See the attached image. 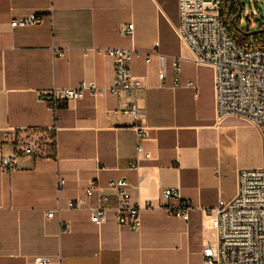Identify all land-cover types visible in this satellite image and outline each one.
<instances>
[{
    "label": "crops",
    "instance_id": "0c3cea01",
    "mask_svg": "<svg viewBox=\"0 0 264 264\" xmlns=\"http://www.w3.org/2000/svg\"><path fill=\"white\" fill-rule=\"evenodd\" d=\"M30 15L43 22L11 27ZM179 22V0H0V264L40 257L52 264H205L203 251L216 241L207 211L236 197L240 171L263 166V142L242 119L218 122L214 72L196 66L176 33ZM96 48L135 51L131 72L142 89L133 100L148 115L150 160L137 153L132 122L115 114L122 94L70 102L51 132L56 114L42 95L84 82L113 86V61L90 51ZM52 137L55 157L47 150ZM8 156L17 160L15 171L3 167ZM121 179L132 202L151 205L139 230L120 226L114 212L98 225L87 208L67 210L92 181L106 188ZM166 189L191 201L189 222L161 207ZM58 207L60 217L48 218Z\"/></svg>",
    "mask_w": 264,
    "mask_h": 264
},
{
    "label": "built area",
    "instance_id": "2783aa9c",
    "mask_svg": "<svg viewBox=\"0 0 264 264\" xmlns=\"http://www.w3.org/2000/svg\"><path fill=\"white\" fill-rule=\"evenodd\" d=\"M221 1L179 0L180 22L176 33L181 42L190 49L196 66L210 67L214 72L218 122L235 117L259 129L263 142V166L240 171L236 197L228 203L220 202L218 207L207 211L216 241L204 249L203 257L205 264H264V43L256 46L250 40L243 44L241 40L246 35L235 37L221 16ZM237 21L238 19H234V23ZM42 22V17L30 15L25 19L12 21L11 27L15 29L37 26ZM126 33L133 37L134 25H129ZM90 51L113 61V86L106 89L95 83L84 82L77 89H55L42 95L41 100L56 114V123L51 132L55 133L58 129V112L70 102L81 101L87 95L106 97L122 94L125 100L115 114L132 122L131 128L138 138L137 153L150 160L151 155L145 152L143 146L149 139L148 115L145 108L133 100L142 89L141 82L131 72L135 51L111 48ZM54 54L56 57H63L61 51H55ZM153 55H147L148 63ZM180 62V59L173 62L176 72L180 71ZM160 79H165L163 72L160 73ZM190 86L197 88L196 85ZM12 142L19 151L26 152L22 139L14 137ZM3 167L8 172L15 171L18 168L16 158L5 157ZM128 168L137 170L139 164L130 163ZM64 187L65 182L59 181L58 194ZM114 200L116 205L112 207ZM150 207L148 204L143 206L132 202L130 185L125 179H121L109 182L106 188L92 181L84 197L69 202L67 210L81 211L87 208L92 222L98 225L105 223L108 214L114 212L120 226L139 230L141 213ZM161 207L171 216L186 222L190 221L194 208L191 201L184 199L176 189L162 192ZM62 211L58 207L48 213V218L60 217ZM54 261L52 257H40L34 264H52Z\"/></svg>",
    "mask_w": 264,
    "mask_h": 264
},
{
    "label": "rangeland",
    "instance_id": "374dc122",
    "mask_svg": "<svg viewBox=\"0 0 264 264\" xmlns=\"http://www.w3.org/2000/svg\"><path fill=\"white\" fill-rule=\"evenodd\" d=\"M242 8L240 20L234 24L237 35L255 34L262 31L264 25V0H233ZM227 21V17L225 18ZM233 22V20H232ZM32 143L37 141L31 140Z\"/></svg>",
    "mask_w": 264,
    "mask_h": 264
},
{
    "label": "trees",
    "instance_id": "16d2710c",
    "mask_svg": "<svg viewBox=\"0 0 264 264\" xmlns=\"http://www.w3.org/2000/svg\"><path fill=\"white\" fill-rule=\"evenodd\" d=\"M221 5H222V8H221V16L222 18H226L227 17V24L229 25L230 27V31L231 33L237 37V34L235 32V28H234V19L237 17V15L239 14L240 12V8H239V5H237V3L233 0H222L221 1ZM226 20V19H225ZM233 20V22H232ZM240 20V18H239ZM250 40H253L254 41V45H261L262 42L264 43V31L260 32V33H256V34H253V35H250V34H247L242 40L241 42L243 44H247L248 41ZM52 143L51 145H48L47 146V150L49 152V155L51 157H55L56 156V143H55V138L52 137ZM17 155L19 157H22L23 154H21L20 152H17Z\"/></svg>",
    "mask_w": 264,
    "mask_h": 264
},
{
    "label": "water",
    "instance_id": "95a60500",
    "mask_svg": "<svg viewBox=\"0 0 264 264\" xmlns=\"http://www.w3.org/2000/svg\"><path fill=\"white\" fill-rule=\"evenodd\" d=\"M207 2H210L211 0H206ZM242 8H240V12H239V14L237 15V17L235 18V21L237 20V19H239L240 18V15H241V13H242ZM260 32H262V31H260ZM259 32V33H260ZM256 34V33H255ZM253 35V34H252Z\"/></svg>",
    "mask_w": 264,
    "mask_h": 264
}]
</instances>
